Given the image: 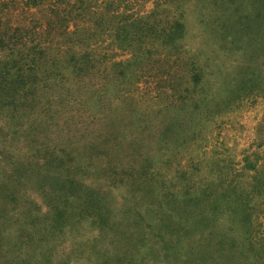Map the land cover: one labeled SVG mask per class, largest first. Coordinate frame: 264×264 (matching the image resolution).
<instances>
[{"label": "rangeland", "instance_id": "1", "mask_svg": "<svg viewBox=\"0 0 264 264\" xmlns=\"http://www.w3.org/2000/svg\"><path fill=\"white\" fill-rule=\"evenodd\" d=\"M57 1L0 0V19ZM91 4L110 30L90 49L130 76L115 100L69 107L89 76L0 65V264H264V0Z\"/></svg>", "mask_w": 264, "mask_h": 264}, {"label": "trees", "instance_id": "2", "mask_svg": "<svg viewBox=\"0 0 264 264\" xmlns=\"http://www.w3.org/2000/svg\"><path fill=\"white\" fill-rule=\"evenodd\" d=\"M93 1L76 0V3H72L71 0L66 3L57 1L54 5L48 6V12L45 14L46 20L40 21V23H35L39 20L35 17L36 14L26 10H23V13H18L16 7L4 13L3 18L0 19V57L4 56L5 60L0 58V65L10 66L11 81L15 82L19 78L25 80L24 73L29 68L34 69L38 76V73L44 69V65L35 67L38 63L37 60L48 61L54 63L61 74H64L65 79L61 85L64 89H67L68 73L75 76L87 75L93 81L92 87H89L88 81L81 83H78L80 79L76 82L73 81L77 87L74 91L77 92L75 98L78 101L66 102L69 107L71 105L79 106L82 103V106L86 105L90 110L92 109V101H89L88 97L86 99L85 97H79V93L91 94L98 91L103 96L108 97L109 95V98L115 100L118 96L116 91L119 89V85L122 84L125 88L130 85L128 82L130 76L126 73L124 62L116 63L112 61L115 58L114 55L110 53L98 54L90 49L91 45L99 42L101 36L110 30L106 26V21L96 20L92 17L87 18L88 15L94 14V5L91 4ZM42 3L44 5L43 0ZM63 4H66V6ZM23 14L25 18H23ZM29 21L32 23L27 24ZM72 24H74V30H71ZM100 25L106 28L103 29ZM154 34L156 36L160 35L158 28L154 29ZM110 36H112V33H110ZM143 36L144 32L142 31L136 35L135 41H141ZM136 52V70L139 72L146 66L145 61H148L150 56L154 55V52L151 49L143 48ZM144 57H147V60H144ZM167 62H169V58ZM138 78L135 84L140 83L142 76H138ZM74 91L68 89L67 92ZM129 91L123 93L125 97H127ZM6 107L7 104L0 101V110ZM121 169L124 172L127 167ZM205 211H208V206H206ZM144 216V213H140L135 215V219L142 220ZM201 258L197 257L189 261V264H197ZM211 260L216 264H226L223 261V253L219 256H211ZM171 262L170 259H167L164 263L171 264Z\"/></svg>", "mask_w": 264, "mask_h": 264}]
</instances>
